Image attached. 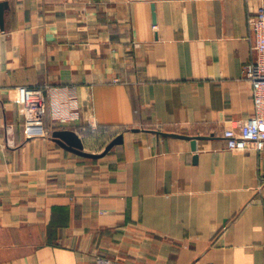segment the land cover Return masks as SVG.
<instances>
[{
  "label": "crops",
  "instance_id": "crops-1",
  "mask_svg": "<svg viewBox=\"0 0 264 264\" xmlns=\"http://www.w3.org/2000/svg\"><path fill=\"white\" fill-rule=\"evenodd\" d=\"M6 1L0 264H264V151L221 135L252 112L242 68L259 0ZM17 85L44 86L38 134H25ZM60 128L89 152L107 144L102 128L122 141L83 156ZM163 131L201 137L191 149Z\"/></svg>",
  "mask_w": 264,
  "mask_h": 264
},
{
  "label": "built area",
  "instance_id": "built-area-1",
  "mask_svg": "<svg viewBox=\"0 0 264 264\" xmlns=\"http://www.w3.org/2000/svg\"><path fill=\"white\" fill-rule=\"evenodd\" d=\"M247 23L251 36L250 59L243 65L242 75L249 84L252 112L246 118L230 120L221 135L229 150L260 152L264 151V0H259L256 9L248 15ZM44 90L41 85L15 87V102L21 108L22 126L26 135L38 134L43 128L48 108ZM72 104V110L66 109L55 115L60 123L70 122L76 116V104ZM94 264L127 263L97 255Z\"/></svg>",
  "mask_w": 264,
  "mask_h": 264
},
{
  "label": "water",
  "instance_id": "water-1",
  "mask_svg": "<svg viewBox=\"0 0 264 264\" xmlns=\"http://www.w3.org/2000/svg\"><path fill=\"white\" fill-rule=\"evenodd\" d=\"M7 7V1L2 0L0 1V30L3 29V12L4 9ZM137 130V129H133ZM162 135H168L172 137H179V138H186L190 140L191 149H194L195 146V139L201 136H189L182 133H175V132H160ZM53 138L63 147L83 156L89 157H98L106 153L113 145L118 144L122 141V134L118 133L115 135L102 149V151L98 153L85 151L83 149L82 141L79 135L72 129L69 128H60L54 129L51 133Z\"/></svg>",
  "mask_w": 264,
  "mask_h": 264
},
{
  "label": "rangeland",
  "instance_id": "rangeland-1",
  "mask_svg": "<svg viewBox=\"0 0 264 264\" xmlns=\"http://www.w3.org/2000/svg\"><path fill=\"white\" fill-rule=\"evenodd\" d=\"M116 131L117 129L115 128H112V129H108V128H105V129H100V131L98 132L99 135L102 134L103 135V138H106V141L103 143L102 146H104L106 143H108L116 134Z\"/></svg>",
  "mask_w": 264,
  "mask_h": 264
}]
</instances>
